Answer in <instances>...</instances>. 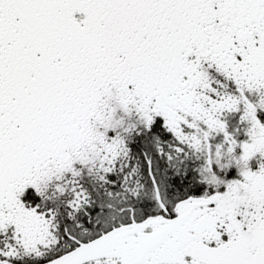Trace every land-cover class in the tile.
Segmentation results:
<instances>
[{
	"label": "snow or ice",
	"instance_id": "obj_1",
	"mask_svg": "<svg viewBox=\"0 0 264 264\" xmlns=\"http://www.w3.org/2000/svg\"><path fill=\"white\" fill-rule=\"evenodd\" d=\"M0 264H264V0H0Z\"/></svg>",
	"mask_w": 264,
	"mask_h": 264
}]
</instances>
